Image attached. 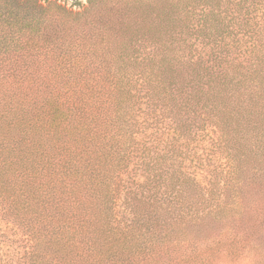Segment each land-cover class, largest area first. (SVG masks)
<instances>
[{"label": "trees", "instance_id": "16d2710c", "mask_svg": "<svg viewBox=\"0 0 264 264\" xmlns=\"http://www.w3.org/2000/svg\"><path fill=\"white\" fill-rule=\"evenodd\" d=\"M0 231V264H264V0H0Z\"/></svg>", "mask_w": 264, "mask_h": 264}, {"label": "rangeland", "instance_id": "374dc122", "mask_svg": "<svg viewBox=\"0 0 264 264\" xmlns=\"http://www.w3.org/2000/svg\"><path fill=\"white\" fill-rule=\"evenodd\" d=\"M40 1L42 3L54 2L60 4L61 6L65 7L66 9L72 12L82 11L88 5V0H40ZM5 233L0 231V239H2L4 243L5 242L10 243L9 241L6 240H10L12 239V237L8 232Z\"/></svg>", "mask_w": 264, "mask_h": 264}]
</instances>
